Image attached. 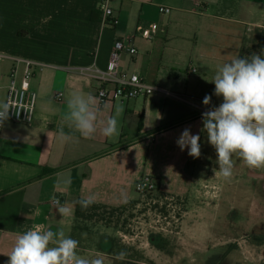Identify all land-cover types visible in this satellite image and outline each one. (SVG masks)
<instances>
[{
  "label": "crops",
  "instance_id": "1",
  "mask_svg": "<svg viewBox=\"0 0 264 264\" xmlns=\"http://www.w3.org/2000/svg\"><path fill=\"white\" fill-rule=\"evenodd\" d=\"M160 6L171 8V13L160 14ZM112 7L115 24L106 26L99 0H0V53L45 65L33 68V76L26 80L25 63L0 62V101L6 99L12 74L18 85L37 94L33 122L3 125L0 264H7L4 254L16 236L36 225L72 238L75 206L83 197L94 195L95 203L114 208L136 201L141 194L134 186L145 174L158 181L160 192L187 201L194 192L204 206L184 211L182 230L188 242L195 230H204L207 189L218 183L214 171L218 165L207 169L213 149L201 130L199 109L207 106L192 104L189 110L183 105L184 95L191 94L190 80L182 82L180 72L191 73L193 64L217 61L220 66L230 61L228 54L243 49L246 33L264 26V0H113ZM152 26V38L138 30ZM117 40L137 51L134 56L122 54V71L140 74L182 100L157 92L101 103L99 84L79 71L93 64L106 69ZM73 91L94 95L102 120L121 107L119 135L108 138L98 130L91 139L72 133L70 141H62L59 130L69 132L63 114ZM206 95L212 97L209 107L222 102L213 89ZM206 95L198 99L203 102ZM185 128L200 135L199 158L176 143ZM61 207L66 209L63 214ZM196 215L199 219L191 221Z\"/></svg>",
  "mask_w": 264,
  "mask_h": 264
},
{
  "label": "rangeland",
  "instance_id": "2",
  "mask_svg": "<svg viewBox=\"0 0 264 264\" xmlns=\"http://www.w3.org/2000/svg\"><path fill=\"white\" fill-rule=\"evenodd\" d=\"M243 43L241 51L228 54L229 60L264 53V26L248 31ZM218 65L217 61L205 66L193 64L191 73L186 69L180 72L182 82L190 80L191 94L181 93L189 110H193L189 105H204L199 99L214 90L210 81ZM212 149L207 169L216 163ZM234 159L232 179L225 182L218 177V183L207 189L206 225L204 230H195L189 242L181 224L184 211L200 210L204 204L194 192L187 201L157 189L139 195L118 211L100 210V217L82 223L84 229L73 237L79 241V254H100L104 264H264V171L250 172ZM120 251L127 253L122 261L115 258Z\"/></svg>",
  "mask_w": 264,
  "mask_h": 264
},
{
  "label": "clouds",
  "instance_id": "3",
  "mask_svg": "<svg viewBox=\"0 0 264 264\" xmlns=\"http://www.w3.org/2000/svg\"><path fill=\"white\" fill-rule=\"evenodd\" d=\"M210 82L215 85L214 95L222 97V102L202 113L201 130L216 152L215 174L229 182L234 174V158L250 171H264V53L232 58L216 69ZM211 99L206 95L203 104L210 105ZM10 110V101H0V126L9 118ZM122 111L117 107L115 115L102 120L97 98L91 93L73 91L63 114L69 132L61 128L59 138L67 142L72 133H79L80 137L91 139L98 130L108 138L119 135L117 116ZM176 143L181 151L187 148L189 156H201L200 135L192 134L189 128L182 131ZM95 200L90 195L77 203L87 209ZM59 211L63 214L66 209L61 207ZM78 247V240L40 224L18 234L10 252L4 255L8 257L7 264H104L100 254L85 257L79 254ZM126 256L125 251H120L115 258L122 261Z\"/></svg>",
  "mask_w": 264,
  "mask_h": 264
},
{
  "label": "built area",
  "instance_id": "4",
  "mask_svg": "<svg viewBox=\"0 0 264 264\" xmlns=\"http://www.w3.org/2000/svg\"><path fill=\"white\" fill-rule=\"evenodd\" d=\"M113 0H99V10L102 14V24H115L114 10L112 7ZM171 8L160 6L159 13L168 15L171 13ZM140 33L145 38H152L155 28L139 27ZM124 52L131 56L137 54L134 47L126 45L123 41L117 40L114 43L110 53V58L106 69H100L93 64L91 66L81 68L82 75L90 77L99 84L97 96L101 103H106L109 100L129 101L133 99L145 98L154 93L160 92L182 100V97L172 94L167 90L150 84L140 74L129 73L121 70V57ZM5 59H12L15 62H23L27 65L26 80L33 76V68H43L45 65L32 60H24L11 57L5 53H0V62ZM194 70V69H193ZM58 99L61 94H58ZM5 101H10L13 110H10L9 118L6 121L19 123H31L34 120L35 107L37 102V94L30 90L26 85H18L14 74L11 75ZM211 107H200V114L209 110ZM5 121V122H6ZM4 122V123H5ZM3 123V125H4ZM3 125L0 126V140L3 130ZM138 194H148L158 189V181L150 175H143L134 186Z\"/></svg>",
  "mask_w": 264,
  "mask_h": 264
},
{
  "label": "trees",
  "instance_id": "5",
  "mask_svg": "<svg viewBox=\"0 0 264 264\" xmlns=\"http://www.w3.org/2000/svg\"><path fill=\"white\" fill-rule=\"evenodd\" d=\"M100 210L118 211V210H120V207L114 208V207H109L106 205L94 203L90 207H88L87 209H82L80 204L77 203L75 206V225L73 227L72 238L74 237V235L76 234L77 231L84 229L82 226V223H85L87 221H92L95 218L100 217L99 214H97V212H99ZM221 259H223V257Z\"/></svg>",
  "mask_w": 264,
  "mask_h": 264
},
{
  "label": "water",
  "instance_id": "6",
  "mask_svg": "<svg viewBox=\"0 0 264 264\" xmlns=\"http://www.w3.org/2000/svg\"><path fill=\"white\" fill-rule=\"evenodd\" d=\"M262 177V176H261ZM263 178V177H262Z\"/></svg>",
  "mask_w": 264,
  "mask_h": 264
}]
</instances>
